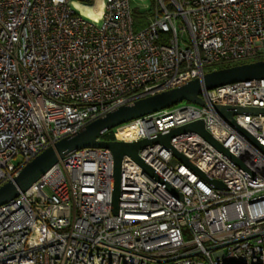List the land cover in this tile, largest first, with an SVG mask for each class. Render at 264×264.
<instances>
[{
    "label": "built area",
    "instance_id": "2783aa9c",
    "mask_svg": "<svg viewBox=\"0 0 264 264\" xmlns=\"http://www.w3.org/2000/svg\"><path fill=\"white\" fill-rule=\"evenodd\" d=\"M96 1V17L77 9ZM149 8L0 0V184L115 108L264 57V0H154ZM136 10L146 20L137 30ZM199 95L205 105L178 102L108 130L111 139L202 120L228 153L195 131L170 138L188 163L160 143L139 148L163 180L124 155L114 213L112 152L73 150L0 205V264H264V114H234L235 126L213 109L264 108V78Z\"/></svg>",
    "mask_w": 264,
    "mask_h": 264
},
{
    "label": "water",
    "instance_id": "95a60500",
    "mask_svg": "<svg viewBox=\"0 0 264 264\" xmlns=\"http://www.w3.org/2000/svg\"><path fill=\"white\" fill-rule=\"evenodd\" d=\"M257 78H264V58L224 66L205 72L201 77L192 78L175 87L138 98L133 102L115 108L77 130L74 134L64 136L55 141L52 145H49L31 160L26 162L16 175L0 184V205L12 200L18 196L20 192L28 189L41 177V175L56 164L59 158L64 157L71 151L84 147H102L108 148L113 154L112 210L116 213L118 209V194L120 188L121 160L124 155H129L133 158L147 173L156 176L159 180H163L148 164L144 163L139 158V148L148 144L160 143L168 148L176 158L182 162L188 163L187 158L170 144V138L179 133L195 131L201 134L207 141L215 145L219 150L224 153L228 152L227 149L224 148L221 143L216 141L205 129L202 120H196L192 123L170 128L150 137L131 142L102 139L100 136L103 132L143 115L172 106L183 100L199 105H205L203 99L199 95L202 89H212L236 81ZM213 109L219 117L235 126L236 122L233 118L234 114H264V108L259 107L214 104ZM240 129L252 141H255L244 129ZM211 181L219 187L223 186L219 181Z\"/></svg>",
    "mask_w": 264,
    "mask_h": 264
},
{
    "label": "trees",
    "instance_id": "16d2710c",
    "mask_svg": "<svg viewBox=\"0 0 264 264\" xmlns=\"http://www.w3.org/2000/svg\"><path fill=\"white\" fill-rule=\"evenodd\" d=\"M86 1H90V0H86ZM150 1H151V3H150V8H149V13L152 12V9L154 7V0H150ZM135 12H136V15H135L134 29L137 30V29H139V27H141L146 22V20H144L145 18L142 19L143 17L140 15V12H138L137 10ZM262 58H264V57H260L259 59H262ZM247 61H251V60L241 61L238 63L247 62ZM238 63H234V64H238ZM230 65H233V64H226V65H223L222 67L230 66ZM112 137H113V135H112L111 131L104 132L101 135V138H103V139H111Z\"/></svg>",
    "mask_w": 264,
    "mask_h": 264
},
{
    "label": "rangeland",
    "instance_id": "374dc122",
    "mask_svg": "<svg viewBox=\"0 0 264 264\" xmlns=\"http://www.w3.org/2000/svg\"><path fill=\"white\" fill-rule=\"evenodd\" d=\"M131 2H132L133 7L140 8L141 13H148L147 9H143L142 10L141 8L146 7V6H149L150 3H151L150 0H131ZM77 9L79 10V12H81V14L88 15L89 17H93L92 15L86 14V12H84L81 7H78ZM142 19H144V18H142ZM236 63H238V62H236ZM183 101L186 102V100H183ZM163 109H166V108H163ZM162 111H166V110H162ZM183 232H184V239L185 240H188V239L191 238L190 232L187 229V227H185L183 229Z\"/></svg>",
    "mask_w": 264,
    "mask_h": 264
},
{
    "label": "bare ground",
    "instance_id": "6f19581e",
    "mask_svg": "<svg viewBox=\"0 0 264 264\" xmlns=\"http://www.w3.org/2000/svg\"><path fill=\"white\" fill-rule=\"evenodd\" d=\"M99 4V1H96L95 5H78L82 8L86 14L92 15L93 17H96L97 12L95 11L96 5ZM122 133V132H120Z\"/></svg>",
    "mask_w": 264,
    "mask_h": 264
}]
</instances>
